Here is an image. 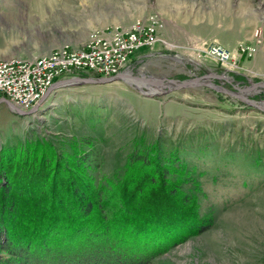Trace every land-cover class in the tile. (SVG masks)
<instances>
[{"label": "rangeland", "instance_id": "obj_1", "mask_svg": "<svg viewBox=\"0 0 264 264\" xmlns=\"http://www.w3.org/2000/svg\"><path fill=\"white\" fill-rule=\"evenodd\" d=\"M150 14L161 22L163 43L140 52L127 74L154 81L211 73L204 82L230 91L264 82V0H0V59L36 58L65 43L79 48L95 28H126ZM255 28L262 43L252 57L222 64L206 54L210 44L235 53ZM136 82L141 88L124 80L59 87L31 115L0 102V143L92 136L102 152L99 180L123 173L139 136L157 140L161 158L175 150L192 176L180 187L194 193L198 214L175 220L143 264H264V110L204 85L150 97L143 92L157 87ZM239 96L263 104L264 88ZM206 216L209 223L197 227Z\"/></svg>", "mask_w": 264, "mask_h": 264}, {"label": "trees", "instance_id": "obj_2", "mask_svg": "<svg viewBox=\"0 0 264 264\" xmlns=\"http://www.w3.org/2000/svg\"><path fill=\"white\" fill-rule=\"evenodd\" d=\"M132 147L121 175L96 180L92 136L0 143V264H143L175 220L198 213L176 151L161 158L159 141L140 136Z\"/></svg>", "mask_w": 264, "mask_h": 264}, {"label": "built area", "instance_id": "obj_3", "mask_svg": "<svg viewBox=\"0 0 264 264\" xmlns=\"http://www.w3.org/2000/svg\"><path fill=\"white\" fill-rule=\"evenodd\" d=\"M161 27L158 17L150 14L136 17L126 28H95L79 48L65 43L36 58L0 59V99L6 98L16 107L29 110L57 80L80 75L109 77L129 72L136 58L133 55L139 49L151 51L155 44L162 42ZM255 29L253 41L240 43L235 53L215 44H210L205 52L222 64L234 60L236 55L250 58L262 43L261 31Z\"/></svg>", "mask_w": 264, "mask_h": 264}, {"label": "water", "instance_id": "obj_4", "mask_svg": "<svg viewBox=\"0 0 264 264\" xmlns=\"http://www.w3.org/2000/svg\"><path fill=\"white\" fill-rule=\"evenodd\" d=\"M210 75H213L211 73H209L208 76ZM208 76H197L195 78H186V79H173V78H161V79H158V80H149V79H146L144 77H141V76H133V75H130V74H127L126 72H123V73H118V74H115V75H111L109 77H103V76H70V77H66L64 79H60V80H57L55 82H53L51 84V86L45 91L46 93L39 99V101L37 102V104H35L31 109L29 110H22L21 108L19 107H16L11 101H8L6 98H1L0 99V102H4L7 107H10V109L17 115L19 116H23V115H31L33 114L34 112H36L38 110V106L43 102L45 101V99L50 95V93L52 92V90L56 89V88H59V87H71V86H80V85H86V84H89V85H95V84H100V85H103V84H108L109 82H113V81H117V80H124V81H128V79H133L135 81H143L145 83H148L149 85H154L157 87V89H160L161 91L160 92H143L144 94H146L147 96H150V97H153L154 95H157V94H166L167 92L171 91V90H177V89H181L182 87H192V86H195V85H204V86H207V87H212L222 93H228L230 95H233L234 97H237V98H242L243 100L247 101L248 103L252 104L253 106L259 108V109H262L264 110V108L260 107L258 104H257V101H254V100H251L249 99L248 97H241L239 96L240 93H246V94H249L250 92H252V90L254 89V87H258V86H262L264 88V82L262 81H258V82H253L251 83L250 86H246L245 88H241V87H236V91H230L228 90L227 88H223V87H220V86H217L215 85L214 83L211 82V84H206L204 83V79ZM217 77L219 78H222L224 79L225 78V75H221V76H218L216 75ZM226 79V78H225ZM164 85H167L166 87ZM167 89V90H164Z\"/></svg>", "mask_w": 264, "mask_h": 264}, {"label": "bare ground", "instance_id": "obj_5", "mask_svg": "<svg viewBox=\"0 0 264 264\" xmlns=\"http://www.w3.org/2000/svg\"><path fill=\"white\" fill-rule=\"evenodd\" d=\"M126 73H127V72H126ZM205 79H206V78H205ZM205 79H204V80H205ZM128 81H129L130 83H132V82H133V83H134V85H135L137 88H141V85L139 84V82H136V81H135V80H133V79H128ZM204 83H206V82H204ZM206 84H209V85H210V84H211V82H210V83L208 82V83H206ZM155 91H158V92H160V89H157V90H155ZM258 105H259L260 107H262V108L264 107V103H263V104H258Z\"/></svg>", "mask_w": 264, "mask_h": 264}, {"label": "crops", "instance_id": "obj_6", "mask_svg": "<svg viewBox=\"0 0 264 264\" xmlns=\"http://www.w3.org/2000/svg\"><path fill=\"white\" fill-rule=\"evenodd\" d=\"M143 50H146V49H139V50L137 51V53L135 54V56L137 57V55H141L140 52H142ZM142 53H143V52H142Z\"/></svg>", "mask_w": 264, "mask_h": 264}]
</instances>
